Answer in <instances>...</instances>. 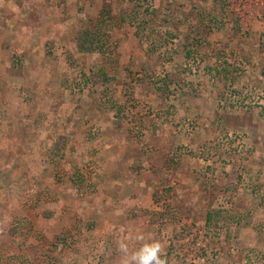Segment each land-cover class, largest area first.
Segmentation results:
<instances>
[{
    "label": "rangeland",
    "instance_id": "1",
    "mask_svg": "<svg viewBox=\"0 0 264 264\" xmlns=\"http://www.w3.org/2000/svg\"><path fill=\"white\" fill-rule=\"evenodd\" d=\"M130 231L264 264V0H0V264Z\"/></svg>",
    "mask_w": 264,
    "mask_h": 264
},
{
    "label": "clouds",
    "instance_id": "2",
    "mask_svg": "<svg viewBox=\"0 0 264 264\" xmlns=\"http://www.w3.org/2000/svg\"><path fill=\"white\" fill-rule=\"evenodd\" d=\"M130 242L139 243V247L130 248ZM119 252V264H168L165 246L151 236L141 232H128L115 241Z\"/></svg>",
    "mask_w": 264,
    "mask_h": 264
},
{
    "label": "trees",
    "instance_id": "3",
    "mask_svg": "<svg viewBox=\"0 0 264 264\" xmlns=\"http://www.w3.org/2000/svg\"><path fill=\"white\" fill-rule=\"evenodd\" d=\"M211 218H212V215L209 213V215H208V221L211 220Z\"/></svg>",
    "mask_w": 264,
    "mask_h": 264
}]
</instances>
